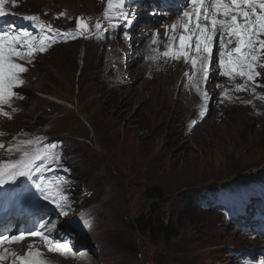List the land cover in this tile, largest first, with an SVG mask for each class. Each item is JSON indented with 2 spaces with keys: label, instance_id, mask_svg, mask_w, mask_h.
Wrapping results in <instances>:
<instances>
[{
  "label": "rangeland",
  "instance_id": "obj_1",
  "mask_svg": "<svg viewBox=\"0 0 264 264\" xmlns=\"http://www.w3.org/2000/svg\"><path fill=\"white\" fill-rule=\"evenodd\" d=\"M34 6L99 11L95 0ZM87 44L56 47L38 62L24 89L28 100L9 126L17 132L42 125L66 143L75 178L93 192L88 202L97 210L95 238L103 245L96 264H241L235 249L257 245L221 218L228 209L218 190L217 202L209 199L200 210H192L191 197L206 186L264 182V116L218 106L186 135L191 110L187 98H175L172 76L114 89L104 80L100 51ZM92 126L101 147L87 145ZM139 216L148 220L145 233L135 224ZM170 226L178 235L168 240Z\"/></svg>",
  "mask_w": 264,
  "mask_h": 264
},
{
  "label": "snow or ice",
  "instance_id": "obj_2",
  "mask_svg": "<svg viewBox=\"0 0 264 264\" xmlns=\"http://www.w3.org/2000/svg\"><path fill=\"white\" fill-rule=\"evenodd\" d=\"M6 3L7 0H0V17L9 14L5 10ZM13 6H15V0H13ZM123 6L124 0H106L105 18L110 19V13L116 12L125 17L126 22L131 23L127 21L128 13L122 11ZM24 19L32 22L39 21V17L35 15L25 16ZM38 27L41 30L46 28L48 32L57 33L64 38H75V35H84L89 30L88 23L82 19L77 22V28L80 31L76 34L59 33L58 29L43 22H40ZM101 27L99 22L95 24L96 29ZM164 27L165 36H168L169 32L172 33L168 36L170 41L166 45L168 50L161 54L165 58L178 60L183 57L185 62L191 63L193 69L199 68L203 79L207 81L213 59V48L218 43L220 75L230 80L241 78L244 83L236 84V91L249 90V83L259 86L256 78L262 75L259 69H264V0H188L184 5L181 18L170 26ZM159 36L158 31L153 33V44L157 43ZM49 39L44 36L37 40L28 31L16 33L0 31V106L9 105L11 98L18 95L13 89L24 83L21 75L28 69L18 61L26 60L27 63H31L34 53L47 50ZM233 43L235 47H229ZM217 87L221 86L217 85ZM203 98L205 101L208 99L206 92ZM225 98L231 99L230 96H226V92L221 94L222 102ZM0 114L8 116L2 107H0ZM54 149L55 145H48L43 151L37 150L32 154L25 152L24 158L19 161L0 164V185L7 182L6 176L14 181L20 176H30L33 170L41 171L37 161L42 162L49 156L56 159ZM8 150L11 151L12 147L9 146ZM53 186L62 196V186L58 182ZM36 187L39 189L40 185ZM48 198L45 196V199ZM52 201L61 215H67L65 206L59 203L56 197H53ZM41 227H47L51 232L56 230L57 225L53 223L49 226L45 222ZM27 236L49 239L43 231L27 230L16 235H0V245L5 242H21ZM31 247L29 245L30 249ZM48 250L58 249L49 247ZM9 255L13 257L12 264H46L39 251L30 250L24 255H17L9 254L5 249L0 251V261L8 259Z\"/></svg>",
  "mask_w": 264,
  "mask_h": 264
},
{
  "label": "bare ground",
  "instance_id": "obj_3",
  "mask_svg": "<svg viewBox=\"0 0 264 264\" xmlns=\"http://www.w3.org/2000/svg\"><path fill=\"white\" fill-rule=\"evenodd\" d=\"M15 1H19V0H15ZM23 8H25V11H27L28 9L31 8L30 6V2L29 1H26L23 3ZM8 15H5L3 17H0V19H3L5 17H7ZM10 29H12V31H17L16 29H14V27H17V26H13L15 25V23L13 22H8ZM3 28V27H2ZM20 28V27H19ZM69 44V43H68ZM68 44H61L57 47H62L64 45H68ZM126 58L129 59V65L131 67H135L136 64H138V62L142 61V58L141 57H138L137 56H133V55H127ZM147 77H144L145 76V70L141 69L139 71V73L137 74L134 70H132L130 73H129V76L130 77H133L132 79V83L134 82V84L137 82V80H142V84L143 86L146 84L144 81H147V82H152L154 80H159L160 78H162L163 76H160V77H157L158 74H157V69L156 67L154 66V64L152 63V61H148V67H147ZM170 76H172L173 78V81L174 83H172L170 85V87L174 86L176 84L177 87H175L174 89V94L176 93V91H178L177 93V96H175V98H179V100L183 97L187 98V102L189 104V110H191V116L189 119H185V128H187V130L189 128L195 130L199 125L200 123H203L204 120H206L210 114L214 113V110H216V108L219 106V107H226L228 108V101L230 102L231 106L232 107H235V108H243L247 111H249L246 107L245 104H239L237 102H234L232 103V99H227L225 98L222 102V99H221V94L222 93H225L226 92V96H229V94L227 93V91L225 89H223L222 87H217V85H220V84H216L215 86L213 87H210L208 91L207 89L204 90V87L203 85H201L198 89L194 88L192 86L191 83H186V84H183V85H180L179 84V81L180 80H184L186 79V75H183L180 74L178 71L176 70H172L170 72V74H168ZM168 75H165V76H168ZM164 76V77H165ZM114 81L112 79L109 80V83L112 84ZM123 84L124 85H128V83L126 81H123ZM168 86V85H166ZM221 86V85H220ZM102 87V86H101ZM114 87H117V86H114ZM185 88V93H183V89ZM114 89H118L117 88H114ZM134 89L136 90V87L132 88L131 90L134 91ZM109 90V89H108ZM204 90V91H203ZM111 91V90H110ZM137 91V90H136ZM193 91H196L194 93V95L192 94ZM103 92H106L105 91V88H103ZM153 92V91H152ZM172 92V91H171ZM207 93V92H210L212 94V97L208 98L207 100V104L205 105V100L203 98V94L204 93ZM164 93H167V92H164V90H162V96ZM168 94V93H167ZM189 94V96H188ZM164 98V97H163ZM250 112V111H249ZM240 113V112H239ZM255 119H258L260 120V117L257 115V114H252L250 113ZM204 117V118H203ZM228 115L227 113L224 114V119H227ZM193 122L197 123V125H193ZM91 130V131H90ZM89 130V134H88V139H86V142H87V145L90 147L89 143L93 146H100L101 147V143L98 142L97 139H95V133H94V128L93 126L90 128ZM87 134V133H86ZM89 142V143H88ZM87 152H89V150H87ZM113 188L110 189V193L113 194L112 192ZM111 195V194H110ZM112 196V195H111ZM113 201V200H112ZM108 208V207H107ZM106 208V209H107ZM113 209V208H112ZM114 210V209H113ZM103 211V210H101ZM108 211V210H107ZM106 213V212H105ZM108 213V212H107ZM103 215V213H102ZM104 217V216H103ZM84 264H96L98 263V261H83Z\"/></svg>",
  "mask_w": 264,
  "mask_h": 264
},
{
  "label": "trees",
  "instance_id": "obj_4",
  "mask_svg": "<svg viewBox=\"0 0 264 264\" xmlns=\"http://www.w3.org/2000/svg\"><path fill=\"white\" fill-rule=\"evenodd\" d=\"M152 192L157 195H160L159 190L158 189H153ZM135 224L138 227V230L141 233H145L147 232L149 225H148V220L146 218H144V216H139L136 218L135 220ZM166 233H167V238L168 240H171L173 238H175L178 235V231L176 230L175 226H170L166 228Z\"/></svg>",
  "mask_w": 264,
  "mask_h": 264
}]
</instances>
